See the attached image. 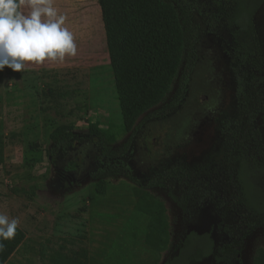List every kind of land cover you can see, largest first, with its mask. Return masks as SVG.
I'll use <instances>...</instances> for the list:
<instances>
[{
  "label": "rangeland",
  "instance_id": "rangeland-1",
  "mask_svg": "<svg viewBox=\"0 0 264 264\" xmlns=\"http://www.w3.org/2000/svg\"><path fill=\"white\" fill-rule=\"evenodd\" d=\"M66 16L78 54L63 62H28L24 72L0 71V213L18 218L25 240L6 264H164L190 229L167 188L141 191L125 176L106 179L104 195L97 181L73 174L76 184L60 176L48 157L51 132L70 125L86 136L90 123L117 138L115 148L131 136L124 126L106 38L99 46L97 26L104 30L97 0H55ZM29 9H25V12ZM264 52V4L254 19ZM248 44L235 30L220 38L203 36L198 62L182 107L169 117L144 123L134 134L135 160L143 171L159 169L173 157H200L212 144L218 118L232 109L230 73L222 45ZM177 82L162 110L173 98ZM264 146V119L259 120ZM264 192V174L255 180ZM175 196L179 190L171 191ZM164 204L168 236L153 234L150 217L138 204ZM207 217L196 231L209 232ZM200 264H216L212 259ZM234 264H264V233L254 231Z\"/></svg>",
  "mask_w": 264,
  "mask_h": 264
},
{
  "label": "trees",
  "instance_id": "trees-1",
  "mask_svg": "<svg viewBox=\"0 0 264 264\" xmlns=\"http://www.w3.org/2000/svg\"><path fill=\"white\" fill-rule=\"evenodd\" d=\"M101 9L110 66L128 141L115 148L117 138L90 123L82 136L70 125L55 128L48 157L56 172L72 184L73 174L97 181L106 193L108 177L125 176L139 190L167 188L181 210L188 232L164 264H216L239 261L246 239L264 233V192L255 184L264 174V146L259 120L264 119V52L254 19L264 0H97ZM235 30L248 44L233 40L222 45L230 73L232 109L216 122L211 146L198 158L176 156L159 169L143 171L135 160L136 131L146 122L166 118L185 102L190 77L198 62L203 36L220 38ZM177 88L172 100L154 111ZM3 129L0 120V131ZM179 190L175 196L171 191ZM150 217L153 234L168 236L164 204H138ZM215 220L209 232L196 227ZM25 240L20 228L5 241L0 264H6Z\"/></svg>",
  "mask_w": 264,
  "mask_h": 264
},
{
  "label": "clouds",
  "instance_id": "clouds-1",
  "mask_svg": "<svg viewBox=\"0 0 264 264\" xmlns=\"http://www.w3.org/2000/svg\"><path fill=\"white\" fill-rule=\"evenodd\" d=\"M29 11L25 12V9ZM55 0H0V71L24 72L28 62H63L78 54ZM19 219L0 213V253L17 235Z\"/></svg>",
  "mask_w": 264,
  "mask_h": 264
},
{
  "label": "crops",
  "instance_id": "crops-1",
  "mask_svg": "<svg viewBox=\"0 0 264 264\" xmlns=\"http://www.w3.org/2000/svg\"><path fill=\"white\" fill-rule=\"evenodd\" d=\"M101 10V9H100ZM97 18H100V19H102V14H101V12H99V17H97ZM102 22H103V20H102ZM103 26H104V24H103ZM96 33H97V37H98V40H99V46L101 47V49L103 48V42H104V40H105V38H106V35H105V30H103V28H102V25H101V27L98 25L97 26V31H96ZM109 54V53H108Z\"/></svg>",
  "mask_w": 264,
  "mask_h": 264
}]
</instances>
